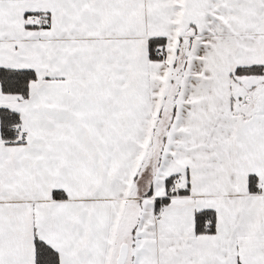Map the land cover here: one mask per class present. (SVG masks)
Returning <instances> with one entry per match:
<instances>
[{
	"label": "snow or ice",
	"instance_id": "1",
	"mask_svg": "<svg viewBox=\"0 0 264 264\" xmlns=\"http://www.w3.org/2000/svg\"><path fill=\"white\" fill-rule=\"evenodd\" d=\"M0 264H264V0H0Z\"/></svg>",
	"mask_w": 264,
	"mask_h": 264
}]
</instances>
